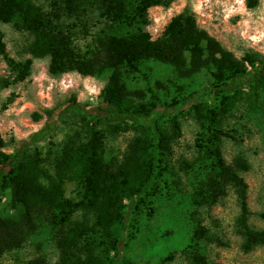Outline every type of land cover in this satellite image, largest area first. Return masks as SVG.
I'll return each mask as SVG.
<instances>
[{
  "label": "rangeland",
  "instance_id": "1",
  "mask_svg": "<svg viewBox=\"0 0 264 264\" xmlns=\"http://www.w3.org/2000/svg\"><path fill=\"white\" fill-rule=\"evenodd\" d=\"M37 3L71 37L81 54L95 57L99 63L105 59V49L99 42L120 27L101 17L99 2H90L79 14H72L65 3L58 6L51 0H37ZM186 7L192 10L199 27L220 41L235 58L241 60L252 53L264 59V0H175L169 8H150L144 29L152 39H158L172 18ZM17 22L0 21V33L9 54L20 61L32 56L27 51L32 36L21 30ZM140 26L141 22H133L123 31H134ZM49 63V57L34 58L31 75L23 82H14L11 69L0 55V134L6 143L4 151L15 152L46 124L55 122L50 133L32 142V148L46 157L47 163L70 137H88L82 115L67 110L75 102L96 112L111 73L107 70L100 76H83L72 71L54 76L49 72ZM118 69L133 102L152 103L157 109L205 87L211 88L215 83L212 69L179 71L154 59L143 60L140 70L125 65ZM6 82H10L7 87ZM229 90L223 93L209 90L197 100L191 99V104L180 112L170 108L161 119L172 128L171 120L176 118L181 135L171 152L161 156L146 202L125 209L128 229L116 264H189L194 251L222 264H264V247L249 253L241 249L242 239L235 231L240 207L232 187L211 210L199 206L194 197L213 161L202 146L214 140L228 163L239 158L248 163L244 177L249 185L250 221L255 227L264 228V91H258V103L253 104L252 88L247 86L240 92ZM229 94L236 96V104L230 112L222 114V96ZM46 109H54L53 118H48ZM213 111L218 116L212 115ZM131 124L128 130L107 132V161H121L131 140L140 134L136 125ZM219 128L224 134L218 141L214 134ZM78 193L75 182L67 183L68 197L77 198ZM18 213L7 191L0 201V216ZM199 226L211 229L223 242L196 241L194 232ZM57 244L56 227L44 214L36 213L32 230L22 245L1 251L0 264H27L38 257L56 262L60 257Z\"/></svg>",
  "mask_w": 264,
  "mask_h": 264
},
{
  "label": "trees",
  "instance_id": "2",
  "mask_svg": "<svg viewBox=\"0 0 264 264\" xmlns=\"http://www.w3.org/2000/svg\"><path fill=\"white\" fill-rule=\"evenodd\" d=\"M51 1L56 6L65 3L72 14H79L90 2H99L101 17L120 29L99 42L106 53L99 63L95 57L83 55L75 48L71 37L57 27L53 17L37 0H0V21L18 20L19 28L32 36L27 48L32 56L18 61L9 54L0 33V55L11 69L14 82H23L31 75L34 58L49 57V72L54 76L72 71L83 76H100L111 70L96 112L75 102L67 110L82 115L88 137H70L50 163L32 148V142L50 133L55 122L46 124L13 153L4 151L6 143L0 134V201L9 191L11 203L19 210L14 216H0V252L20 247L32 230L33 217L41 213L56 227L60 257L56 262L38 257L27 264H116L128 229L125 209L146 202L160 168L161 156L171 152L181 135L176 118L171 120L172 128L164 125L161 119L170 108L180 112L191 104V99L197 100L213 89L223 93L233 88L240 92L248 86L253 92L252 103H258V91H264V59L252 53L241 60L235 58L220 41L199 27L189 7L172 18L161 37L152 39L144 29L149 9L154 6L169 8L175 0ZM133 22H141V26L124 32ZM145 59L169 64L179 71L212 69L215 83L211 88L205 87L174 100L163 109H157L152 103L135 104L121 81L118 68L125 65L140 70ZM9 85L10 82L4 84ZM236 100L233 94L223 95L222 114L230 112ZM45 112L49 119L53 118L54 109ZM212 115L218 116L214 111ZM131 123L140 134L131 140L121 161H107V132L128 130ZM215 132L214 138L219 141L223 130L219 128ZM210 141L202 147L213 161L205 181L194 195L195 201L211 210L232 187L240 207L235 231L242 239V251L249 253L264 247V228H257L250 221L249 185L244 177L249 170L248 163L240 158L228 163L219 143ZM69 182L79 187L77 198L66 195ZM194 239L223 242L205 226L195 229ZM189 264L222 263L194 251Z\"/></svg>",
  "mask_w": 264,
  "mask_h": 264
}]
</instances>
